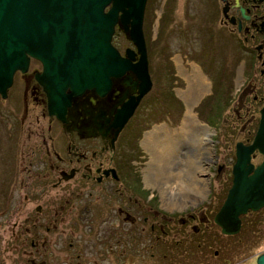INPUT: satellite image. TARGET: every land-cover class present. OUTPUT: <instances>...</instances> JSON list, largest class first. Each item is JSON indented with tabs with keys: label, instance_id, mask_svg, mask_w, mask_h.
I'll return each mask as SVG.
<instances>
[{
	"label": "flooded vegetation",
	"instance_id": "flooded-vegetation-1",
	"mask_svg": "<svg viewBox=\"0 0 264 264\" xmlns=\"http://www.w3.org/2000/svg\"><path fill=\"white\" fill-rule=\"evenodd\" d=\"M177 8H180L179 15L176 13ZM181 22L185 23L184 28L188 27L187 31L188 29L190 31L195 24H202L203 35L210 42L206 44L208 49H206L204 61L193 68L198 72L201 71L200 74L204 78L202 67L209 62L210 65L215 63L216 80L213 88L220 89L225 86L229 76L237 91L236 102L227 117L232 120L231 122H235L237 134L240 136L233 142V157L226 164L228 176L226 178L225 175L223 181H227L228 184L219 186L220 198L214 205L215 210L213 209L212 214L218 209L231 184V168L236 145L247 147L254 139L261 115L264 118V0H144L140 31L150 85L138 99L136 97L144 87V83H141L143 75L133 66L138 61L139 53L129 38L127 20L120 27L117 24L114 25L110 42L120 56H125V51L131 52V57L127 59L130 67L120 76L111 78L109 90L103 94L91 90L70 94L66 88L64 90L67 94L66 98L57 105L56 113H50L46 94L35 79L41 71L40 62L29 57L26 70L15 71L12 75L11 84L6 89L5 97L1 99L8 97L15 79L22 82L23 92L29 85L30 96L26 99L24 110L25 112L28 110L26 107L30 102L37 104L40 107L39 114L46 122L44 127L46 136H43V144L33 146L34 149L27 160L29 168L24 172L25 178L23 177L24 188L29 184L30 186L29 192L22 196L24 199L30 198L26 201L35 203L32 208L25 211L22 221L14 224L12 228V249L16 254L15 258L20 259L17 262L21 264L108 263L111 262L109 259L113 258H116L117 262H126L129 257V248L134 249L129 236L134 230L142 239L137 251L142 255L145 249H151L161 242L170 244L171 238L175 245L177 241L181 242V239L176 238L177 232L181 236L187 234L189 239L190 232H198L200 225L206 228L212 222V217L208 219L204 209L182 210V213L175 217L173 212L166 213L153 209L151 205L141 206L136 197L133 198L131 195L122 197V190L114 192L120 188L125 190L124 184L128 185L130 181L134 184L136 181L134 175L131 176L129 172L130 164L132 165L134 161L130 159L133 149H129L131 146L127 140L129 138L133 140V133L127 125L152 84L144 35L145 25H155V28H150L154 29L151 38L153 36V39L157 37L173 41L179 33L176 26ZM118 35H121L126 43L120 46L121 50L114 41ZM163 47L161 55H166L169 44H164ZM226 48L233 56L229 55L228 50L224 51ZM202 51L205 49L199 47L196 53L199 54ZM174 53L179 57L176 65L180 66L181 69L178 70L183 72L184 83L187 86L185 74L191 75L184 69L182 62L185 60L183 57L187 54L192 56L193 51L186 45H182L176 48ZM225 53L227 54L222 60L219 58L215 60V55ZM209 54L213 58L211 61H209ZM228 57L232 63V73L229 74ZM167 58L169 60L170 56ZM173 69L177 71L174 66ZM177 74L180 75L178 71ZM235 77L236 80H233ZM218 92L220 93V90ZM209 93L213 94L210 82ZM136 100L131 114L125 120L117 116L120 108ZM205 106L200 115L203 118L210 115L207 111L211 108L207 109V105ZM222 110L220 124L225 127L224 104ZM205 127L210 135L212 130ZM140 135L141 138L132 147H145L142 140L144 133L141 132ZM257 145L262 147L264 142L261 141V144ZM23 157L25 159L24 155L21 159ZM263 159V155L256 148L248 153V163L252 167ZM219 167L218 165L217 169ZM69 180L75 182V187L66 195L62 194V198L55 196L57 194L47 197V191L39 190L36 195L34 192L30 193L33 184L50 182L53 188ZM113 201H118L119 204L115 205ZM255 211L262 213L264 206L254 211L247 210L241 215ZM18 212L15 214L18 215ZM188 222H195L196 225L190 224V231L186 233L187 229L183 226ZM146 227L147 231H145ZM64 248L69 249L68 255H64ZM148 254L150 257L154 255L153 252Z\"/></svg>",
	"mask_w": 264,
	"mask_h": 264
},
{
	"label": "rangeland",
	"instance_id": "rangeland-1",
	"mask_svg": "<svg viewBox=\"0 0 264 264\" xmlns=\"http://www.w3.org/2000/svg\"><path fill=\"white\" fill-rule=\"evenodd\" d=\"M179 12L180 8H177V15H179ZM184 25V22L177 24L176 27L179 33L176 35L177 38L173 41H168L167 38L159 39L156 37L153 39V36L151 38L154 29L151 30L150 28H155V25H145L144 35L146 36V47L148 48V67L152 84L148 94L142 98L138 108L134 111L127 125L133 133V140L130 138L127 140L131 146L129 149H133L130 154L132 155L130 159L134 161L132 165L130 164L129 172L131 176L134 175L136 181L134 184L131 181L128 185L124 184L123 186L126 187L125 190L120 188L114 192L122 190V197L131 195L133 198L136 197L141 206L146 207L151 205L154 207L153 209H158L166 213L173 212L175 213L173 215L175 217H178L179 214L182 213V210L204 209V211L207 212L208 219H211L213 209L215 210L214 205L219 202L220 198L218 195L220 192L219 186L223 187L224 183H226V185L228 184L227 181H223V177L226 175L227 178L228 176L226 164L229 159L233 157V142L240 136L237 134L238 130L235 122H231L232 120L227 117V115L231 113L236 102L235 96L237 91L229 76H227L229 81H227L225 86L222 85L223 87L220 89L213 88L216 80L215 63L210 65L209 62V64L207 63L208 65L206 64L202 67L201 70L206 78H203L202 74H200L201 71L198 72L194 69L197 66L196 64L200 65V62L204 61L206 49H208L206 44H210V42L203 35L204 28L202 24H195L193 28L191 27L190 31L189 29L187 31L186 29L188 27L184 28ZM114 41L117 42L119 50H121L120 46L123 44L126 45L121 35L115 37ZM167 43L169 44L168 50H166V55L162 54V56L161 51L164 48V44ZM182 45H186L193 51L192 56L187 54L186 57H183L185 60L182 62L184 69L191 75L188 76L185 74L187 86L184 83L185 79L183 72L178 70L181 69L180 66L176 65L179 57L174 53L176 52V48ZM199 47L204 48L205 51L199 54L196 53ZM227 50L226 48L224 51L227 52ZM228 51L229 55L233 56L231 51ZM226 54L227 53L224 55H215L214 58L215 60L218 58L222 60L223 56H226ZM167 56H170L169 60ZM209 58V61H211L213 59L212 55L209 54ZM227 62L229 74L232 69V63L229 57ZM173 66L180 75L177 74V71H174ZM16 77L17 76H15V78ZM232 77H234V75ZM198 79L203 81L202 90L198 88L200 91L199 94L192 97L188 104H190L189 108L196 123L203 129L205 128L206 133V135H202L204 139L203 149L205 160L203 161V169L200 175L202 179L205 180V191L200 197H195L194 199L186 198L181 203L176 204V206L169 208L164 206L161 197L159 198L160 193L158 185H150L151 183L148 184L147 181L145 182L151 151L149 152L145 148L147 146H132H135L138 139L141 138V132L146 135L155 128H160L168 132L176 133V151L170 157L169 162L166 160V164H164L163 161H156L154 165L155 170L158 169L156 171L157 173H169L170 171L180 170L182 168L189 150L192 149L189 139L193 137L189 135L188 132H181L183 131L181 130L182 120L188 109L184 93L190 84H199V82H197ZM233 80H236V77ZM209 82L213 90L212 95L209 93ZM22 85V82L15 79L8 97L5 99L0 98V264H21L17 262L20 259L15 258L16 254L12 249L13 235H11V233L13 225L22 221V218L25 216V211L32 208L35 203L34 201H26L30 200V198L24 199L22 196L24 193L29 192L30 186L29 184V186L24 188V172L29 168L27 160H29L31 156L34 149L33 146L36 144H43V136H46L44 130L46 122L39 114L40 107L30 102L28 103V107H26L28 108V112L24 110V104H26V99L29 98L30 95L29 85L28 88H25L24 92ZM218 90H220V93ZM221 103L224 104V108L226 109L224 110L226 111V115H224L226 116L225 127H222L220 124L223 115V110L221 111L223 104ZM214 104L216 106L213 107ZM205 105H207V109H211L207 111V114L210 115L203 118L200 117V115H202L206 108ZM29 108H31V110H29ZM35 115H37V117H35ZM205 126L212 130L210 135H208ZM144 135L142 140L145 138ZM161 141H163L161 136H156L151 139L153 151L156 152L161 149L159 147ZM206 141H208L209 144ZM155 152L153 154H155ZM22 155L25 156V159L24 157L21 159ZM218 165L220 167L217 169ZM199 174L200 172L197 173V175ZM153 184H156V182ZM56 186V188H52L50 182L33 184L31 186L32 192L30 193L34 192L36 195L39 190L41 192L47 191V197L57 194L55 196H60V198H62V194L66 195L70 189H74L75 182L69 180L68 182ZM120 186H118V188ZM170 186H174L172 182ZM26 195L28 196L29 193ZM113 203L115 205L119 204L118 201H113ZM15 212H18V215H16ZM63 212H65V210ZM65 217L67 216L65 215ZM110 220L115 221L116 219ZM192 223L196 225L195 222ZM192 223L188 222L183 226V228L187 229L185 231L186 233L190 231L189 225ZM207 226L208 227L205 226L207 232L205 231L203 234V239L205 240L203 243L206 244L204 247L195 249L194 246H196V241L191 243L190 234H188L190 239H187V234L184 233L185 236H181L180 233L177 232L176 238L181 239V242L177 241L175 245L171 238L170 244L161 242L151 249H145L142 255H140L137 251L139 250V242L142 241V239L138 237V232L134 230L132 234L129 235L131 238L130 242L134 249L129 248V257L126 262H117L116 258H113L109 259L111 262L108 263L95 262L78 264H254L255 256L264 251V211L256 217L250 215L244 218L240 232L237 231L235 235H224L219 232L218 228L215 229L212 227L211 224ZM199 227L200 229L202 228L201 225ZM240 227L241 226H239V228ZM204 229L205 228H203V230ZM145 231H147V227ZM167 241H169V237H167ZM149 252H153V257L149 256ZM162 253L165 255L162 256ZM65 254H69V249L64 248V255Z\"/></svg>",
	"mask_w": 264,
	"mask_h": 264
},
{
	"label": "water",
	"instance_id": "water-1",
	"mask_svg": "<svg viewBox=\"0 0 264 264\" xmlns=\"http://www.w3.org/2000/svg\"><path fill=\"white\" fill-rule=\"evenodd\" d=\"M144 0H0V98H4L15 71L26 70L28 58L37 59L41 71L35 76L47 97L48 112L67 94L91 90L103 94L111 78L128 69L130 51L120 56L110 39L114 25L129 23V38L139 53L133 65L150 85L140 31ZM145 80V82H144ZM136 101L117 111L125 120ZM56 115V114H55ZM264 118L261 115L254 139L247 147H235L231 184L212 215V222L224 235L239 230V215L264 206V159L255 167L248 153L256 148L264 157ZM258 146V147H257ZM254 264H264V251Z\"/></svg>",
	"mask_w": 264,
	"mask_h": 264
},
{
	"label": "bare ground",
	"instance_id": "bare-ground-1",
	"mask_svg": "<svg viewBox=\"0 0 264 264\" xmlns=\"http://www.w3.org/2000/svg\"><path fill=\"white\" fill-rule=\"evenodd\" d=\"M199 84H190L184 98L186 105L188 106L187 112L182 120L181 132H188L193 137L189 139L192 147L186 156L185 164L180 170L165 172H156L154 163L156 161H163L166 164V160L169 162L170 157L176 151V133L168 132L165 129L155 128L153 131L147 133L143 140V144L149 152L151 151L150 163H148L146 181L151 183L150 185H158L162 204L166 207L172 208L176 204L181 203L186 198L194 199L200 197L205 191V180L202 179L201 172L203 169V161L205 160L204 144L202 135H206L205 128L200 127L189 108L188 102L192 97L199 94L198 88L202 90L203 81L198 79ZM156 136H161L163 141L159 144L161 148L158 151H153L151 147V139ZM155 152V154H153ZM207 154V153H206ZM200 172L199 175L197 173ZM162 180V181H161ZM156 184H153L155 183ZM160 183H158V182ZM171 182L174 185L171 187ZM207 184V183H206Z\"/></svg>",
	"mask_w": 264,
	"mask_h": 264
},
{
	"label": "trees",
	"instance_id": "trees-1",
	"mask_svg": "<svg viewBox=\"0 0 264 264\" xmlns=\"http://www.w3.org/2000/svg\"><path fill=\"white\" fill-rule=\"evenodd\" d=\"M261 214V212H258V211H255V212H250L249 214H247V215H241L240 216V228H239V232H240V229L242 228V225H243V220H244V218H246V217H248V216H254V217H256V216H258V215H260ZM245 223V222H244ZM210 224H211V226L212 227H214L215 229H217V226L215 225V224H213L212 222H210ZM206 231V228L203 230V228H201L200 230H198V232H190L189 234V237L191 238V243H193V242H195L196 241V246H194L195 247V249L196 248H198V247H204L206 244H204L203 243V241H205L204 239H203V234H204V232ZM207 232V231H206ZM238 232V233H239ZM235 235V234H234ZM189 238V239H190Z\"/></svg>",
	"mask_w": 264,
	"mask_h": 264
}]
</instances>
